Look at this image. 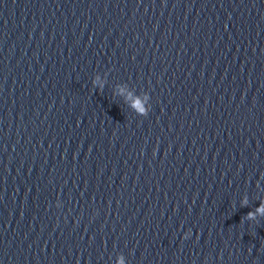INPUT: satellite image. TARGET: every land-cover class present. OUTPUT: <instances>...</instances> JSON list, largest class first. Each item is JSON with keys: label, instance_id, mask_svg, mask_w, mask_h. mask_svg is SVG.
<instances>
[{"label": "water", "instance_id": "95a60500", "mask_svg": "<svg viewBox=\"0 0 264 264\" xmlns=\"http://www.w3.org/2000/svg\"><path fill=\"white\" fill-rule=\"evenodd\" d=\"M261 200L264 0H0V264H264Z\"/></svg>", "mask_w": 264, "mask_h": 264}, {"label": "clouds", "instance_id": "9594fccd", "mask_svg": "<svg viewBox=\"0 0 264 264\" xmlns=\"http://www.w3.org/2000/svg\"><path fill=\"white\" fill-rule=\"evenodd\" d=\"M93 86L94 87H98L99 90H103L105 87V84L107 83V80L105 79L104 82H100L99 77L97 76L93 81ZM126 83L125 84H117L115 86V90H114V95L117 96H123L125 93V87H126ZM133 93L131 91H129L128 93V97H130ZM137 95V94H136ZM128 97H125V99L127 100ZM137 97H139V95H137ZM144 100L145 101H149L150 97L147 93H144ZM132 108H134L137 112V115L139 116H147L149 111H150V104H148V106H145V104L141 101V99L137 98L134 103L131 105ZM257 187H259V184H257ZM60 205L57 204V207H59ZM248 206V197L247 195L244 196V198L241 201V207H247ZM258 217H264V200H261L259 203V207H256L254 211H249L247 213L246 216H244V219L248 220V221H256ZM117 264H125V259L123 256H121L118 261Z\"/></svg>", "mask_w": 264, "mask_h": 264}]
</instances>
